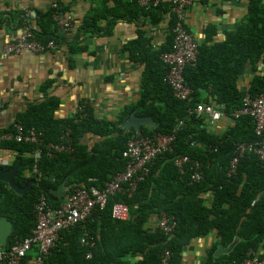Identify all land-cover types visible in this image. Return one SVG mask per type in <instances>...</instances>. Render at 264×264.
<instances>
[{
  "label": "trees",
  "instance_id": "16d2710c",
  "mask_svg": "<svg viewBox=\"0 0 264 264\" xmlns=\"http://www.w3.org/2000/svg\"><path fill=\"white\" fill-rule=\"evenodd\" d=\"M109 1L115 3V7L108 9ZM245 1L248 2V15L237 30L228 35L226 42L199 45L195 67L184 72L185 83L193 92V100L187 104L174 99L165 81L166 69L161 60L162 53L170 50L173 39L172 2L162 0L157 7L143 8L139 0H122V6H116V0H101L105 13L85 21L79 30L81 35L110 31L117 20H144V28L138 32L137 39L124 47L132 62L145 67L139 98L125 105L113 119L98 118L88 104L85 117L80 116L81 112L66 118L56 117L54 112L60 100L55 96L30 104L18 115L15 124H22L25 130L44 131L46 141L59 142L64 130L71 128L75 152L54 158L44 156L38 164L41 173L38 179L32 174L33 144L0 143V151L15 153L12 164L0 167L12 169L20 162L16 183L20 186L30 181L35 183L28 192L20 195L0 180V219L6 218L13 225L7 249L32 237L37 225L35 205L41 195L57 208L63 204L66 195L78 187L101 190L106 182L124 171L122 153L132 137L140 139L174 132L173 151L156 160L135 191L110 196L105 206L97 207L85 223L63 231L46 263L161 264L163 250L169 249L172 251L170 264H184L183 253L192 240L213 233H216L217 242L207 251L204 264H239L250 253L259 252L264 242V161L248 152L240 161L237 172L228 176L236 147L261 140L251 117L233 118L244 108L247 94L256 98L264 93V78H254L247 90L238 84L246 66L255 67L264 57V0ZM58 12L65 13L57 7L40 17L41 31L30 27L36 40H54L58 46L64 43V37L55 32L59 26L53 15ZM166 15L171 19L169 34L165 43L155 46L147 30L148 24L158 26ZM101 18L109 20L103 28L97 25ZM52 27L53 31L48 33ZM69 49L75 53L83 51L76 44L69 45ZM197 105L224 108L232 119L230 125L218 133L211 131L205 118L188 113ZM133 110L138 117H149L158 124L157 127L142 126L140 134L133 128L126 131L124 121ZM88 134L98 140L91 149L81 141ZM182 157L204 163L205 175L200 182L194 183L191 173L181 175L175 160ZM115 203L128 207L127 220L111 217ZM162 213L177 223L171 237H166L155 225L156 218ZM82 239L87 240L86 245ZM234 242L232 252L215 256L219 247L227 249ZM38 252L39 247L34 246L22 264H35ZM258 256L264 258L262 254Z\"/></svg>",
  "mask_w": 264,
  "mask_h": 264
},
{
  "label": "crops",
  "instance_id": "0c3cea01",
  "mask_svg": "<svg viewBox=\"0 0 264 264\" xmlns=\"http://www.w3.org/2000/svg\"><path fill=\"white\" fill-rule=\"evenodd\" d=\"M121 2L116 0V6H122ZM107 3L108 9L115 7L112 1ZM53 5L64 9V16L71 20L70 29L59 25L55 29L59 37H64V43L46 53L22 51L0 61L2 130L14 125L30 104L40 103L49 96L60 100L54 112L59 118L73 116L78 105L85 101L98 118L113 119L125 105L139 98L145 67L132 62L124 47L137 39L144 20H117L110 31L81 35L79 30L84 22L104 12L101 0H0V56L6 44L24 35L30 27L41 31L40 17L53 9ZM248 12L245 0H192L185 26L199 45L221 44L245 21ZM170 20V15H166L158 26L148 24L155 46L166 42ZM108 23L109 20L101 18L97 25L103 28ZM52 31L53 27L47 32ZM73 44L83 51L71 52L69 45ZM256 77L264 78V57L257 66H246L239 87L247 90ZM207 124L215 125L218 132L230 125L227 121H207ZM81 141L91 149L98 140L88 134ZM14 160L13 151H0V165L12 164ZM215 234L192 240L183 253L184 264H204L207 251L217 242ZM256 254L264 255V242Z\"/></svg>",
  "mask_w": 264,
  "mask_h": 264
},
{
  "label": "built area",
  "instance_id": "2783aa9c",
  "mask_svg": "<svg viewBox=\"0 0 264 264\" xmlns=\"http://www.w3.org/2000/svg\"><path fill=\"white\" fill-rule=\"evenodd\" d=\"M170 1L172 2L173 25L171 33L173 39L170 50L162 53L161 60L166 69L165 81L170 86L172 95L178 100L189 101L193 92L185 83L184 72L187 68L195 67L199 55V43L185 28L186 15L192 5V0ZM161 2L162 0H139V4L143 8L157 7ZM53 9H57V6L53 5ZM53 20L65 30L72 26L70 18H66L59 12L53 15ZM58 47L54 40L47 42L36 40L33 32L28 29L24 35L4 46L0 61L22 51L46 53ZM260 95L255 100L248 96L245 99L244 109L235 113L236 118L245 114L252 116L256 134L261 137V140L251 144H240L236 147L234 158L230 163V174L236 172L237 165L246 152H253L259 156L260 160L264 161V93ZM85 107H87L86 103L79 104L75 113L81 112L80 116L85 117ZM194 111L197 115L207 113L212 123L224 116L223 110H217L210 105H197ZM42 135V132H38L35 128L25 131L22 126L17 125L15 130L0 129V143L33 142L40 146L43 143ZM63 138L68 139V133L63 135ZM173 140L174 136L172 135L129 140L122 153V157L126 159L124 172L106 182L101 190L94 187H78L66 195L63 204L57 208H53L49 204L48 198L41 195L35 205L37 225L33 230L32 237L22 242H16L9 249H0V264H22L23 259L33 250L34 246L39 247L35 264H47L46 261L52 255L63 231L85 223L97 207L105 206L110 196L122 192V190L135 191L138 183L147 175L153 160L160 153L171 150ZM45 147V151L42 152V149L38 148L34 153L35 164L32 167V174L38 179L41 177L38 164L43 153L47 157L53 158L58 153L72 150L71 145L62 143L50 142ZM175 165L179 168L184 165L187 169L190 167V170L193 171L194 181H198L202 176L201 163L193 162L187 157L176 158ZM111 217L118 221L127 220L129 217L128 207L123 203L113 204ZM155 225L165 235H169L175 231L177 223L172 217L169 218L165 213H162L156 218ZM81 242L83 245L87 244L86 239H82ZM160 257L161 264H170L172 251L164 249ZM239 264H264V258H260L252 252Z\"/></svg>",
  "mask_w": 264,
  "mask_h": 264
},
{
  "label": "bare ground",
  "instance_id": "6f19581e",
  "mask_svg": "<svg viewBox=\"0 0 264 264\" xmlns=\"http://www.w3.org/2000/svg\"><path fill=\"white\" fill-rule=\"evenodd\" d=\"M250 97L251 99H253V100H255V99H257L258 97H260V96H258V97H256V98H254V97H252L251 95H246V97H245V99L247 98V97ZM173 97H174V95H173ZM174 99L175 100H178V99H176L175 97H174ZM192 100H193V95H190V100L189 101H182V100H178V101H181V102H185V103H187V104H190L191 102H192ZM83 103H86V105L88 104L87 102H83ZM88 106V105H87ZM210 106H213L215 109H217V110H223V113H224V116L220 119V120H218V121H215V122H213V123H220V122H223V121H227V122H231L232 121V119H230L229 117H228V115L226 114V111H225V109L224 108H221V107H218V106H216V105H210ZM244 109V108H243ZM242 109V110H243ZM195 110V109H194ZM194 110H189L188 111V113L190 114V115H195L196 116V118H205L208 122H210V123H212L211 122V119H210V117H209V115L207 114V113H203V114H201V115H197L196 113H195V111ZM241 111V110H240ZM238 112V111H237ZM135 115H136V110H135ZM137 116V115H136ZM243 116H249V117H251L252 118V116L251 115H248V114H245V115H241L239 118H241V117H243ZM233 118L234 119H239V118H236L235 117V114H234V116H233ZM127 119V118H126ZM253 119V118H252ZM254 120V119H253ZM153 122V121H152ZM255 123V122H254ZM157 124V123H156ZM22 126L23 127V125L22 124H20V123H16L15 125H14V127L13 128H11V129H3V130H15V128H16V126ZM158 125V124H157ZM142 126H140L139 127V132L137 133L135 130H134V128L131 126L129 129H126L125 128V126H124V128H125V130L126 131H129L131 128H133V130L137 133V134H140V128H141ZM146 127V126H145ZM157 127V126H156ZM155 127V128H156ZM148 128V127H147ZM23 129H24V127H23ZM148 129H150V128H148ZM152 129H154V128H152ZM25 130V129H24ZM37 130V129H36ZM26 131V130H25ZM38 132H42V139H43V143L40 145V146H38L36 143H33V142H23V143H27V144H33L34 146H35V150H34V152L31 154V156L35 159V156H34V153L36 152V150L38 149V148H41L42 149V152H43V150L45 151L46 150V144H49L50 142H52V141H46V135H45V132L44 131H39V130H37ZM68 133V135H69V138L68 139H64L63 138V135H66ZM158 135H161V134H155V135H153V136H151V137H144V138H154V137H156V136H158ZM169 135H172V136H174V140H173V142H172V144H171V150L170 151H165V152H163V153H160L154 160H153V162H152V164L150 165V168H149V171H148V173H147V175L149 174V172H150V170H151V168L154 166V164H155V162H156V160L161 156V155H163V154H165V153H171L172 151H173V143H174V141H175V134H174V132L172 133V134H169ZM161 136H167V135H161ZM131 139H137V138H135V137H132ZM130 139V140H131ZM141 139V138H140ZM53 143H62V144H68L69 146L71 145V148H72V150L70 151V152H68V151H65V152H62V153H58L57 155H54L53 156V158L54 157H57L58 155H60V154H72V153H74L75 152V147H74V144H73V138H72V135H71V128H67L66 130H64V132H63V134L61 135V138H60V141L59 142H53ZM246 153H248V152H246ZM246 153H245V155H246ZM249 153H253V152H249ZM253 154H255V153H253ZM244 155V156H245ZM256 155V154H255ZM44 156H46L47 157V155L45 154V153H43L42 154V157H41V159H40V161L42 160V158L44 157ZM243 156V157H244ZM258 158H259V156L258 155H256ZM243 157L240 159V161L243 159ZM49 158V157H48ZM183 158V157H182ZM122 159L125 161V165H126V159H124L123 157H122ZM190 159V158H189ZM260 159V158H259ZM191 161H193V162H199V163H201V165H202V176H201V178L198 180V181H194L193 180V182L194 183H198V182H200L203 178H204V175H205V165H204V163L203 162H201V161H199V160H192V159H190ZM39 161V162H40ZM260 161H262V160H260ZM240 163V162H239ZM21 164V163H20ZM34 164H35V162H34ZM239 165V164H238ZM238 165H237V168H236V172H237V169H238ZM21 166V165H20ZM176 166V165H175ZM185 166V165H184ZM182 167V168H179V167H177V169L179 170V172L181 173V175H183V174H188V173H191L192 174V176H193V171L192 170H190V167H189V169H187V167ZM20 168V167H19ZM125 170V169H124ZM124 172V171H123ZM235 172V173H236ZM122 173V172H121ZM235 173H231L230 174V167H229V172H228V176L230 177V176H232L233 174H235ZM119 174V173H118ZM117 175V174H116ZM115 175V176H116ZM147 175H145L144 176V178L147 176ZM114 176V177H115ZM113 177V178H114ZM144 178L140 181V182H142L143 180H144ZM139 182V183H140ZM138 183V184H139ZM122 192H124V190H122ZM122 192H119V193H122ZM119 193H117V194H119ZM116 195V194H115ZM114 196V195H113Z\"/></svg>",
  "mask_w": 264,
  "mask_h": 264
},
{
  "label": "water",
  "instance_id": "95a60500",
  "mask_svg": "<svg viewBox=\"0 0 264 264\" xmlns=\"http://www.w3.org/2000/svg\"><path fill=\"white\" fill-rule=\"evenodd\" d=\"M124 126L126 129H129L131 126L138 133L140 126H146L150 129L155 128L157 126L156 123L152 122L149 117H138L135 115V110H133L127 119L124 121ZM20 162H18L12 169H4L0 167V180L9 185L11 189H13L16 193L22 195L28 192L32 185L35 184L33 181L28 182L25 186H20L16 183V178L18 176V170L20 167ZM13 232V225L6 218L0 219V249L6 250L8 246L9 236ZM236 242H234L227 249H223L219 247L215 256L219 257L220 255H226L232 252L235 247Z\"/></svg>",
  "mask_w": 264,
  "mask_h": 264
},
{
  "label": "rangeland",
  "instance_id": "374dc122",
  "mask_svg": "<svg viewBox=\"0 0 264 264\" xmlns=\"http://www.w3.org/2000/svg\"><path fill=\"white\" fill-rule=\"evenodd\" d=\"M209 129L211 130V131H213V132H217L218 133V131L216 130V126L215 125H213V126H209ZM220 132V131H219ZM94 143V141H92V144ZM91 144V145H92ZM165 235V234H164ZM166 237H171L172 236V233H170L169 235H165ZM2 250V249H1ZM130 260V262H133V260H131V259H129Z\"/></svg>",
  "mask_w": 264,
  "mask_h": 264
},
{
  "label": "clouds",
  "instance_id": "9594fccd",
  "mask_svg": "<svg viewBox=\"0 0 264 264\" xmlns=\"http://www.w3.org/2000/svg\"><path fill=\"white\" fill-rule=\"evenodd\" d=\"M36 177V176H35Z\"/></svg>",
  "mask_w": 264,
  "mask_h": 264
}]
</instances>
